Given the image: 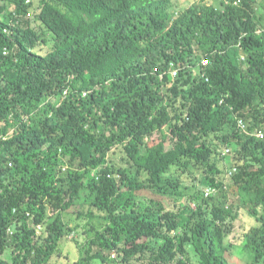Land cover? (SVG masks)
<instances>
[{
	"label": "trees",
	"instance_id": "16d2710c",
	"mask_svg": "<svg viewBox=\"0 0 264 264\" xmlns=\"http://www.w3.org/2000/svg\"><path fill=\"white\" fill-rule=\"evenodd\" d=\"M261 8L0 0V264H264Z\"/></svg>",
	"mask_w": 264,
	"mask_h": 264
},
{
	"label": "rangeland",
	"instance_id": "374dc122",
	"mask_svg": "<svg viewBox=\"0 0 264 264\" xmlns=\"http://www.w3.org/2000/svg\"><path fill=\"white\" fill-rule=\"evenodd\" d=\"M175 3H177L179 5V8L184 9L186 7H188L190 4H192L193 2H195L196 0H174ZM261 7V6H259ZM261 12L264 11L263 8H261L260 10ZM121 154L119 149H114L113 151H111V156L112 157H117ZM195 173H197L198 178L202 179V174L199 173L198 169H194ZM191 184V183H188ZM199 185V184H198ZM200 186V185H199ZM193 187H191L190 189H192ZM149 196H147L148 198L155 195V196H160L157 193H153V192H146ZM175 198V197H174ZM166 202H169L170 199L166 198ZM178 198H175V200H177ZM85 222V220H84ZM253 224V220L246 214V212H243L240 217L237 219V221L235 222V226L233 228V231L230 233V235L227 236L226 238V242L227 243H231L232 244V250L231 253H229L228 257H229V261L230 264H246V259H245V255L243 253L240 252L239 249V243L242 240L243 234H245L251 227V225ZM75 234H70V236L67 238V245L65 248V251L67 253H69V251H71L69 253L70 257L73 258L77 255L78 250L76 249V247L74 246V242H72V238L74 237ZM87 235L85 233H82V231L80 232V235H78V239L81 242H84L86 239ZM65 241V243H66ZM73 243V245H72ZM133 264H148V261H134L132 262ZM52 264H69L68 263V257L63 256V257H56L53 261Z\"/></svg>",
	"mask_w": 264,
	"mask_h": 264
},
{
	"label": "built area",
	"instance_id": "2783aa9c",
	"mask_svg": "<svg viewBox=\"0 0 264 264\" xmlns=\"http://www.w3.org/2000/svg\"><path fill=\"white\" fill-rule=\"evenodd\" d=\"M205 62H206V60H205ZM64 93L66 94V93H67V91H65ZM258 136H261V137H263V133H262V132H259V133H258Z\"/></svg>",
	"mask_w": 264,
	"mask_h": 264
}]
</instances>
